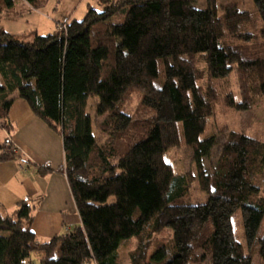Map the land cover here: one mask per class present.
<instances>
[{"label":"trees","instance_id":"16d2710c","mask_svg":"<svg viewBox=\"0 0 264 264\" xmlns=\"http://www.w3.org/2000/svg\"><path fill=\"white\" fill-rule=\"evenodd\" d=\"M22 1L31 12L49 0ZM95 1L100 10L89 6L81 21L48 35L0 27V122L10 133L7 117L17 94L62 135V172L81 218L80 226L41 242L28 202L11 216L0 210V264H118L119 248L131 239L138 243L130 264H256V258L264 264V197L257 183L264 143L238 132L223 142L201 140L216 96L197 84L200 58L210 80L237 71L243 91L252 81L249 92L264 95V0H253L258 35L248 30L244 0H207L205 7L199 0ZM15 6L0 0V20ZM61 51L62 80L54 83ZM133 93L147 117L124 111ZM90 98H98L97 116L105 117L101 144L87 115ZM250 106L247 92L239 104L228 101L238 111ZM182 144L193 151L195 174L176 173L166 159ZM214 151L217 161L206 169ZM13 160L29 164L3 144L0 163ZM195 181L207 194L204 204L190 202ZM177 223L183 226L171 245L150 254V238Z\"/></svg>","mask_w":264,"mask_h":264},{"label":"crops","instance_id":"0c3cea01","mask_svg":"<svg viewBox=\"0 0 264 264\" xmlns=\"http://www.w3.org/2000/svg\"><path fill=\"white\" fill-rule=\"evenodd\" d=\"M75 2L76 0L48 1L45 8L48 7V10L54 12L53 32L60 23L78 20L74 16L76 12L66 13L65 16L68 17H62L64 12H61L63 6L74 5ZM89 6L99 7L95 0H87L81 16L87 14ZM19 11L15 8L9 11L11 16L17 14L15 20L3 16L0 27L13 33L7 30L5 21L17 22L25 19V15ZM39 12L41 10H32L28 15ZM31 31H37L40 35L37 29L27 30ZM61 61L63 64V55ZM12 97L14 102L7 117L12 126L10 135L18 148V155L29 161V164H21L17 160L0 163V210L4 216H11L21 202H28L34 207L32 231L39 241L48 242L55 236L63 235L81 225L67 174L62 172L66 165L63 138L39 118L25 100L19 99L17 94ZM0 131L1 147L8 137V131L2 122ZM43 166L50 167L51 172L42 174L40 168Z\"/></svg>","mask_w":264,"mask_h":264},{"label":"rangeland","instance_id":"374dc122","mask_svg":"<svg viewBox=\"0 0 264 264\" xmlns=\"http://www.w3.org/2000/svg\"><path fill=\"white\" fill-rule=\"evenodd\" d=\"M207 0H199V6L205 7ZM16 6L15 10H20L25 19L17 22L5 21V27L8 31L13 33H27V30L37 29L40 32V35H48L53 32L55 26V20L52 10H48V7L42 9L39 13H33L28 15L29 7L25 5L22 0H15ZM87 0H76L73 4L68 6H63L64 9L61 11L59 8L58 12H64L62 17L66 13L76 12L74 15L81 21L85 16H81L82 10L84 11ZM55 7V6H54ZM53 7V8H54ZM74 8V10H73ZM98 10L101 8L98 7ZM240 9L243 11L250 12L251 14V24L248 30L254 34L258 35L261 28V21L258 17L255 9L253 0H244L240 5ZM11 12L3 15L4 17L11 18L15 20L17 14L11 16ZM68 17V16H65ZM65 21V20H64ZM63 24L60 23V27L57 25V29H62ZM63 51H61L58 64L55 68L53 74L54 83H59L62 80V56ZM197 67L201 70V78L198 81V86L201 90L206 93H209V90L213 91L215 94V103H214V113L207 120V125L205 132L200 136L201 140L206 139L207 137L215 136L218 141L223 142L228 137L231 132L245 133L251 138H254L260 142L264 143V95H261L257 91L249 92L248 89L252 88V81L246 82L245 87L246 91L242 90V83L240 81V76L237 71H234L228 78L212 81L207 75L206 65L202 63L200 58H197ZM253 89V88H252ZM247 92L251 106L247 111H238L235 108L228 107L229 99H233L235 104L243 102V93ZM98 98H90L87 106V115L92 118L93 121V133L96 136L98 142L101 144L107 139V135L102 132L103 122L105 117H98L96 113ZM140 94L133 93L128 98L127 102L124 104L123 109L127 114L135 118H144V115L147 117V114H144V111L140 109ZM139 110H142L143 113L140 114ZM1 132V131H0ZM218 155L217 152H213L210 159L205 161L206 169H210L217 161ZM166 159L173 164L174 170L178 174L186 175L189 172L196 173L195 164L193 159V151L186 147L184 144L180 145L177 148L171 149L167 155ZM257 183L260 187L261 195L264 197V173L257 178ZM207 201V194L204 193L198 182L195 181L190 190V202L193 204H204ZM200 211L199 208L189 211V213H195ZM236 230L239 234V240L242 241L243 237L240 235V226L235 220ZM183 226V223L172 224L168 229L161 231L160 233L154 234L150 238V249L149 253L151 254L155 249L160 246H169L171 245L174 231H178ZM264 233V222L260 230V234ZM137 239H131L126 241L118 250V264H130V255L137 246ZM259 258H256V264H261ZM208 264V263H207Z\"/></svg>","mask_w":264,"mask_h":264},{"label":"built area","instance_id":"2783aa9c","mask_svg":"<svg viewBox=\"0 0 264 264\" xmlns=\"http://www.w3.org/2000/svg\"><path fill=\"white\" fill-rule=\"evenodd\" d=\"M7 126H8V123L4 125V127H7ZM6 145L11 146L13 151L18 152V148L14 145L12 136L10 135L9 132H8V137L6 139Z\"/></svg>","mask_w":264,"mask_h":264}]
</instances>
